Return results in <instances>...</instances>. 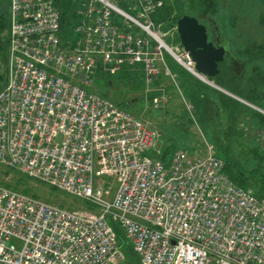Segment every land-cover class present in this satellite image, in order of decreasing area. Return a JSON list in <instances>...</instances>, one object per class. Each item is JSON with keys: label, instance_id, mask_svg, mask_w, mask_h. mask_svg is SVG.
<instances>
[{"label": "built area", "instance_id": "obj_1", "mask_svg": "<svg viewBox=\"0 0 264 264\" xmlns=\"http://www.w3.org/2000/svg\"><path fill=\"white\" fill-rule=\"evenodd\" d=\"M79 1L67 35L56 0H10L0 165L92 208L0 184V264H126L113 223L143 264H264V198L229 177L213 145L165 163L151 155L158 134L146 120L91 90L99 70L141 64L163 107L168 93L151 85L163 74L176 81L166 50L197 74L163 39L164 0Z\"/></svg>", "mask_w": 264, "mask_h": 264}, {"label": "rangeland", "instance_id": "obj_2", "mask_svg": "<svg viewBox=\"0 0 264 264\" xmlns=\"http://www.w3.org/2000/svg\"><path fill=\"white\" fill-rule=\"evenodd\" d=\"M256 2L254 4L252 1L242 0L237 7L236 4H231L235 3L233 0H228L227 6L225 8L219 6V11L215 14L209 11L208 6H205L204 9H207L208 14L206 13L203 20L217 18L222 33L231 36L242 51L264 52L262 49L264 47L262 46L264 45V0H256ZM237 3L239 4L240 0H237ZM164 4L171 5L175 12L169 20L162 23V27L159 26V29L163 32L166 43L176 47L180 43L176 30L177 17L188 13L192 15L198 13L192 6L193 3L188 0H164ZM72 5L76 8L78 3L74 1ZM223 9L226 11L222 12ZM7 35H9V26L4 30V37L7 38ZM7 60L8 52L6 51L0 56V81L3 84L7 82ZM165 61L168 67L177 73H174L175 76L177 75V81L163 74L151 85L152 89L159 87L168 93V102L161 108H154L152 98L160 91L147 90L141 64H137L135 68L124 66L115 74L99 70L91 90L106 96L122 108L146 120L158 134L156 151H160V147L164 144L170 143V146L177 145L176 149L191 150L192 153L203 156L207 153V145L211 144L214 147L213 153L219 155L223 162L226 163L229 160L237 165V169L244 172L249 179V189L264 195V140L252 143L250 141L256 138L258 130L264 131V119L258 124L254 121V117L257 118V109L247 108L246 104L240 101L243 97L240 92L232 91L226 72H222L220 81L217 80L218 78L212 80L207 78L211 82L208 83L175 61L167 50ZM189 76L194 77L192 81L195 84L200 80L201 86L199 88L197 86L196 93L191 92L181 83L180 78ZM236 80L238 86H241L240 80ZM246 116L250 119L246 120ZM6 183L38 199L69 209L92 208L81 198L29 178L16 169L0 165V184L7 186ZM127 240L129 241L128 238ZM125 262L143 264L137 255L131 258L127 254Z\"/></svg>", "mask_w": 264, "mask_h": 264}, {"label": "trees", "instance_id": "obj_3", "mask_svg": "<svg viewBox=\"0 0 264 264\" xmlns=\"http://www.w3.org/2000/svg\"><path fill=\"white\" fill-rule=\"evenodd\" d=\"M8 1L9 0H0V56L2 55L3 52H5V53H6V51L8 52V35H7V38L4 37V30L6 28H8L9 22H10V13H9ZM74 1L78 3V6L76 8H73V5H72ZM74 1L73 0H56V5L61 10L62 29H63V32H65V34H67V35L70 34L71 30L73 29V27L75 25H77V23L81 17L80 11L82 10V2L79 0H74ZM188 1L190 3H193L192 6H194L196 13H198L195 16L202 17V18L206 15V13L208 14L207 9H204L205 6H208L209 7L208 9H210L209 11H211V13L215 14L219 11V6L225 8L228 4V0H188ZM249 1H252L254 4L257 3L256 0H246V2H249ZM233 2H235V3H231V4H236L238 7L242 3V0H240L239 4L237 3V0H233ZM70 3H71V5H70ZM70 9L73 10V14H72V10H70ZM221 11L222 12L226 11V9H223ZM173 12H175V9L171 5L164 4L163 7L160 8L157 11V13L155 14V21L157 23L166 22L167 20H169L172 17ZM189 15H192V14H189ZM181 17L182 16H178L176 19V22ZM216 19H211V20L214 22V25H216L218 27L221 34L224 35L222 33V31L220 30V27H219ZM171 71L173 73L177 74L175 72V70H171ZM222 72H224V73L226 72V68H225L224 64L221 65V71L219 72V74L216 75L215 77L209 78V79L212 80V79L218 78L217 80L220 81V79H221L220 76L222 75ZM176 78H177V75H176ZM193 78L194 77L189 76L188 78H180V80H181V83L184 87L188 88L191 92L196 93L197 92L196 90H198L199 86H201V85H199L200 80L197 81L198 85L195 84L194 81H192ZM129 79H131V77ZM4 84L2 81H0V88L2 86H4ZM201 84H203V83H201ZM197 86H198V88H197ZM203 87H206V85L203 84ZM203 87H202V89H205ZM237 103H239V102H237ZM256 114H259V112L256 111ZM176 148H177V145L176 146H172V145L170 146V143L164 144V146L160 147V151L158 153H157V151H153V152H151V155H155L157 158H159L163 162L167 163L171 159L172 154L176 150H180V149H176ZM188 151L190 153H192L191 150H188ZM192 154H195V153H192ZM224 164H225V172L229 175V177L237 185L242 186L244 188L250 187L249 186V179L245 176L244 172L241 169H239V168L237 169L236 164H234L233 162H230L229 160H227L226 163L224 162ZM6 185L10 188H14L16 190L23 191V190L18 189V187L12 186L8 183H6ZM254 193L257 196L264 198V195H259L257 192H254ZM113 226L117 232V236H118V239L120 241V244L123 247V250L125 252V256L128 254L131 258H135L136 253H135L131 243H129V241L127 240L123 230L119 227V225L117 223H113ZM126 264H129V263H126Z\"/></svg>", "mask_w": 264, "mask_h": 264}, {"label": "flooded vegetation", "instance_id": "obj_4", "mask_svg": "<svg viewBox=\"0 0 264 264\" xmlns=\"http://www.w3.org/2000/svg\"><path fill=\"white\" fill-rule=\"evenodd\" d=\"M190 16L196 17L200 23L206 26L208 41H212L216 47L225 48L224 60L219 64V70L221 71V65L224 64L229 85L233 89L232 91L240 92L243 97L241 99L238 98V100L240 99V101L245 103L247 108L252 107L263 114L264 52L242 51V48L234 43L231 36L221 34L218 27L214 25V22L210 18L203 20V18L195 15ZM262 49L264 51V47ZM236 79L240 80L241 86H238ZM256 115L257 118L254 117V121L258 124L263 121L264 117L260 114ZM245 119L248 120L250 118L246 116ZM255 136L256 138L250 140L251 143L253 141L264 140V131L258 130Z\"/></svg>", "mask_w": 264, "mask_h": 264}, {"label": "water", "instance_id": "obj_5", "mask_svg": "<svg viewBox=\"0 0 264 264\" xmlns=\"http://www.w3.org/2000/svg\"><path fill=\"white\" fill-rule=\"evenodd\" d=\"M176 29L181 45L195 63L196 76L211 83L207 78H213L220 72L219 64L224 60L225 48L208 41L207 28L196 17L182 16L177 20Z\"/></svg>", "mask_w": 264, "mask_h": 264}, {"label": "crops", "instance_id": "obj_6", "mask_svg": "<svg viewBox=\"0 0 264 264\" xmlns=\"http://www.w3.org/2000/svg\"><path fill=\"white\" fill-rule=\"evenodd\" d=\"M159 88V87H158ZM260 115H264V113L262 114L261 112H259Z\"/></svg>", "mask_w": 264, "mask_h": 264}]
</instances>
